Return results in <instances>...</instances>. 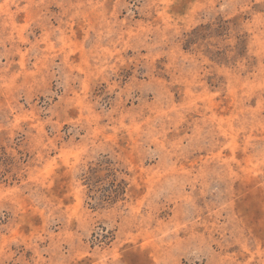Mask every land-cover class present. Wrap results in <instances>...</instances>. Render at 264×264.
Here are the masks:
<instances>
[{"label":"rangeland","instance_id":"rangeland-1","mask_svg":"<svg viewBox=\"0 0 264 264\" xmlns=\"http://www.w3.org/2000/svg\"><path fill=\"white\" fill-rule=\"evenodd\" d=\"M0 264H264V0H0Z\"/></svg>","mask_w":264,"mask_h":264}]
</instances>
